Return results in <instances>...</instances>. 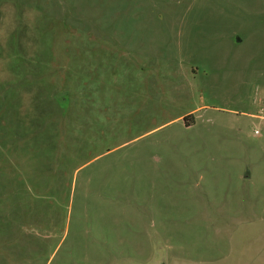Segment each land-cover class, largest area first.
<instances>
[{"label":"rangeland","instance_id":"374dc122","mask_svg":"<svg viewBox=\"0 0 264 264\" xmlns=\"http://www.w3.org/2000/svg\"><path fill=\"white\" fill-rule=\"evenodd\" d=\"M0 264H264V0H0Z\"/></svg>","mask_w":264,"mask_h":264},{"label":"trees","instance_id":"16d2710c","mask_svg":"<svg viewBox=\"0 0 264 264\" xmlns=\"http://www.w3.org/2000/svg\"><path fill=\"white\" fill-rule=\"evenodd\" d=\"M191 117H193V115H189V116H187V117L185 118L186 122H187L188 119L191 118ZM187 125H188V123H187Z\"/></svg>","mask_w":264,"mask_h":264}]
</instances>
